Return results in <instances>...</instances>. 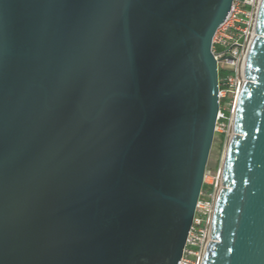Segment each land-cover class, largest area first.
<instances>
[{"label": "water", "instance_id": "1", "mask_svg": "<svg viewBox=\"0 0 264 264\" xmlns=\"http://www.w3.org/2000/svg\"><path fill=\"white\" fill-rule=\"evenodd\" d=\"M232 0H0V264H178ZM201 264H264V0Z\"/></svg>", "mask_w": 264, "mask_h": 264}, {"label": "built area", "instance_id": "2", "mask_svg": "<svg viewBox=\"0 0 264 264\" xmlns=\"http://www.w3.org/2000/svg\"><path fill=\"white\" fill-rule=\"evenodd\" d=\"M261 0H232L230 12L212 38L211 52L218 76V113L215 131L229 142L238 94L245 82V63L255 37L256 17ZM220 70L225 74L219 76ZM190 230L178 264H201L210 242L211 222L217 196L222 189V163L206 169Z\"/></svg>", "mask_w": 264, "mask_h": 264}, {"label": "rangeland", "instance_id": "3", "mask_svg": "<svg viewBox=\"0 0 264 264\" xmlns=\"http://www.w3.org/2000/svg\"><path fill=\"white\" fill-rule=\"evenodd\" d=\"M224 74L225 72L220 70L219 76L221 77ZM226 145H227V141L224 137L223 132L215 131L213 143L211 146V152H210L209 160L207 164L208 170H213L222 163V156H223V152H224ZM203 188H206V186L203 185Z\"/></svg>", "mask_w": 264, "mask_h": 264}]
</instances>
